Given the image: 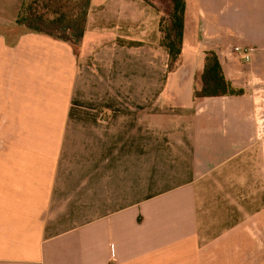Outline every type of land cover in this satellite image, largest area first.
Returning <instances> with one entry per match:
<instances>
[{
  "label": "crops",
  "instance_id": "1",
  "mask_svg": "<svg viewBox=\"0 0 264 264\" xmlns=\"http://www.w3.org/2000/svg\"><path fill=\"white\" fill-rule=\"evenodd\" d=\"M0 0V264H264V0H90L77 52ZM253 48L250 61L230 53ZM240 95L193 99L204 52Z\"/></svg>",
  "mask_w": 264,
  "mask_h": 264
},
{
  "label": "trees",
  "instance_id": "2",
  "mask_svg": "<svg viewBox=\"0 0 264 264\" xmlns=\"http://www.w3.org/2000/svg\"><path fill=\"white\" fill-rule=\"evenodd\" d=\"M143 1L160 13L159 43L168 51L171 70L181 54L186 0H162L163 8L153 0ZM89 3L90 0H22L16 23L30 31L68 42L77 52ZM240 94H243V90L235 88L225 78L215 52H204V64L195 79L193 99Z\"/></svg>",
  "mask_w": 264,
  "mask_h": 264
},
{
  "label": "built area",
  "instance_id": "3",
  "mask_svg": "<svg viewBox=\"0 0 264 264\" xmlns=\"http://www.w3.org/2000/svg\"><path fill=\"white\" fill-rule=\"evenodd\" d=\"M230 53L242 61L248 62L251 59L253 48L249 46L234 45L231 47Z\"/></svg>",
  "mask_w": 264,
  "mask_h": 264
},
{
  "label": "rangeland",
  "instance_id": "4",
  "mask_svg": "<svg viewBox=\"0 0 264 264\" xmlns=\"http://www.w3.org/2000/svg\"><path fill=\"white\" fill-rule=\"evenodd\" d=\"M153 1L156 3V5H158V7L163 8V2H162V0H153Z\"/></svg>",
  "mask_w": 264,
  "mask_h": 264
}]
</instances>
